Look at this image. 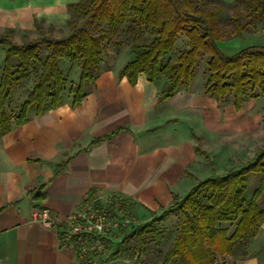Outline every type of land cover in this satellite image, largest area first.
<instances>
[{
    "label": "trees",
    "instance_id": "1",
    "mask_svg": "<svg viewBox=\"0 0 264 264\" xmlns=\"http://www.w3.org/2000/svg\"><path fill=\"white\" fill-rule=\"evenodd\" d=\"M211 1L78 0L68 7L69 32L64 38L55 39V27L46 28L43 22L37 21L35 28L39 37L25 36L22 44L15 42L12 29L1 31L0 46L6 51L0 78V137L13 125L25 124L30 112L40 116L61 106L67 84L60 68L64 58L81 66L79 85L71 89L73 106L79 105L87 95L85 86L96 85L95 73L104 62L103 44L120 47V35L126 23H129L126 32L133 36L134 58L122 70L121 78H127L132 86H136L141 75L150 82L166 75L168 84L160 99V102H166L181 88L189 90L198 59L203 54L209 57L205 94L219 106L232 95V106L240 113L250 93H264V47L251 46L226 55L219 44L227 38L242 39L256 24H264V0H235L229 30L222 23L223 5ZM142 29L152 36L149 43H139ZM181 35L187 39L189 49L163 66L162 61L173 52ZM32 77H35L33 89L18 115L11 118L6 112V102L12 96L14 84ZM104 140L106 138L93 144ZM197 143L196 154L209 161L199 139ZM251 176H261V181L251 199L245 201ZM263 195L264 145L258 149L255 161L246 167L199 183L182 200L174 197L175 203L180 201L181 229L162 264H214L219 255L234 256L237 252L241 258L247 257L251 241L264 224V211L258 206ZM166 217L164 214L136 228L109 259L120 256L124 244L130 240L138 239V245L143 249L142 238L146 235L157 237L155 225ZM225 224L235 226L231 234L228 228L221 227ZM65 226L60 224L58 227ZM63 236L64 233L60 235ZM125 254L128 253L125 251ZM135 258L134 264H140L141 255Z\"/></svg>",
    "mask_w": 264,
    "mask_h": 264
},
{
    "label": "crops",
    "instance_id": "2",
    "mask_svg": "<svg viewBox=\"0 0 264 264\" xmlns=\"http://www.w3.org/2000/svg\"><path fill=\"white\" fill-rule=\"evenodd\" d=\"M21 1L0 0V28L12 29L6 15ZM122 70L100 77L79 105L68 99L0 137V264H84L60 237L67 226L46 229L35 220L42 211L64 221L90 200L119 196L149 217L205 180L190 172L204 159L195 151L201 135L191 122L182 134L181 123L189 112L213 131L212 101L189 88L160 102L164 81L141 75L132 86ZM185 180L194 184L181 194ZM106 264L134 262L122 254Z\"/></svg>",
    "mask_w": 264,
    "mask_h": 264
},
{
    "label": "rangeland",
    "instance_id": "3",
    "mask_svg": "<svg viewBox=\"0 0 264 264\" xmlns=\"http://www.w3.org/2000/svg\"><path fill=\"white\" fill-rule=\"evenodd\" d=\"M219 2L224 7L222 23L224 28L230 29L228 25L230 18L233 16V5L235 0H212L211 3ZM78 3V0H26L19 2L20 5L11 7L8 11L11 14L6 15L5 27H11L14 32V40L18 44H22L23 37L28 36L30 39L39 37L34 22H43L47 28L54 26L56 31L53 35L55 39H61L68 35V21L70 13L68 7L71 4ZM14 12H18V16H13ZM129 23L123 27V32L120 35L122 45L117 47L113 44H103L102 58L103 64L96 71V81L104 74L110 72L120 73L129 62L134 58L132 50L133 36L126 32ZM6 28H0V32ZM140 44L149 43L152 36L149 31L142 29ZM251 46L264 47V24H256L250 33L244 34L242 39L227 38L219 44L220 49L226 55H233L245 48ZM189 49L187 39L181 35L176 43L173 52L167 56L162 65L165 66L170 61H175L179 56ZM6 49L0 46V78L2 75L3 62L5 59ZM208 62L209 57L201 55L196 65L194 79L190 86V91L196 95L212 101L216 115L214 118V129H208L199 116L188 112L185 121L181 123L182 134L186 133L187 123H193L196 127L195 134L201 135L202 151H206L209 156V161L204 159L199 160L200 166L191 167L190 172L197 174L200 181L215 179L228 175L231 172L238 171L248 164L255 161L258 156V149L264 145V93L256 91L247 96V103L240 113H236L233 109V96L231 95L222 106H217L215 100L210 99L204 94V86L208 80ZM60 68L66 78L67 84L63 94V102L71 100L73 95L71 89L77 88L81 76V66L79 63H71L64 58L60 64ZM160 81L168 84L166 75L160 76ZM35 85V77L27 81L14 84L12 96L6 102V112L13 118L18 115L20 107L27 100L29 93ZM95 86L86 85L85 93L87 95L95 91ZM181 88L180 91H184ZM256 95V98L253 96ZM34 112H30L33 115ZM205 139H203V138ZM203 181V182H204ZM261 176H251L248 179L247 191L244 196L245 201H249L252 194L260 185ZM194 184V181L185 180L182 184L183 188L178 191L185 194L183 191ZM181 200V199H179ZM95 202V203H94ZM95 208H98L110 219L111 230L106 239H104V247L102 251L96 253L89 252V256L84 260V264H106L107 258L115 252L124 238L131 234L136 228L144 225L153 219L161 218L164 214L167 215L163 222H158L155 227L157 237L146 235L142 239L145 247L140 249L139 240L134 239L126 242L123 246V251L128 254L126 258L135 260L138 255H141L140 264H162L167 253L173 248L176 238L181 229L182 215L178 210L180 201L174 202L173 205L164 213L149 215V217H141L136 210L135 205L130 201L119 197L111 196L105 198L104 201L99 199L90 200ZM87 203V204H88ZM258 206L264 211V195L258 202ZM170 211V212H169ZM222 228H228L230 234L234 231L235 226L230 224L221 225ZM66 231L70 235L74 231L73 226H68ZM74 233V232H73ZM96 244V239L92 237L89 241V246L92 248ZM237 252L234 256H218L214 264H264V224L261 227L257 237L251 241L248 248V256H239ZM129 256V257H128Z\"/></svg>",
    "mask_w": 264,
    "mask_h": 264
},
{
    "label": "built area",
    "instance_id": "4",
    "mask_svg": "<svg viewBox=\"0 0 264 264\" xmlns=\"http://www.w3.org/2000/svg\"><path fill=\"white\" fill-rule=\"evenodd\" d=\"M95 203V202H94ZM35 220L44 228L52 229L58 224H65L74 227V233L70 235L66 231L62 237L65 242L74 244L79 259L84 263V260L89 256L90 251L99 253L104 247V239L107 238L111 230L110 219L95 208L91 203L84 205L78 212L69 216L64 221L52 217L50 211H42L36 214ZM96 239V244L92 248L89 246L90 239Z\"/></svg>",
    "mask_w": 264,
    "mask_h": 264
}]
</instances>
